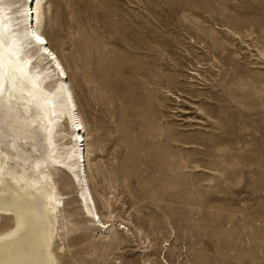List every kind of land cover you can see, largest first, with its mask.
Instances as JSON below:
<instances>
[{"label": "rangeland", "instance_id": "374dc122", "mask_svg": "<svg viewBox=\"0 0 264 264\" xmlns=\"http://www.w3.org/2000/svg\"><path fill=\"white\" fill-rule=\"evenodd\" d=\"M44 23L119 235L67 186L62 264H264V0H48Z\"/></svg>", "mask_w": 264, "mask_h": 264}, {"label": "bare ground", "instance_id": "6f19581e", "mask_svg": "<svg viewBox=\"0 0 264 264\" xmlns=\"http://www.w3.org/2000/svg\"><path fill=\"white\" fill-rule=\"evenodd\" d=\"M47 4L0 0V264L63 263L54 244L59 230L73 225L64 214L67 186L103 239L119 236L109 199L106 220L98 214L88 132L67 69L44 32Z\"/></svg>", "mask_w": 264, "mask_h": 264}, {"label": "snow or ice", "instance_id": "6c2138e0", "mask_svg": "<svg viewBox=\"0 0 264 264\" xmlns=\"http://www.w3.org/2000/svg\"><path fill=\"white\" fill-rule=\"evenodd\" d=\"M36 39L38 40V41H40L41 43L43 42L42 40H41V38H40V36H36Z\"/></svg>", "mask_w": 264, "mask_h": 264}]
</instances>
